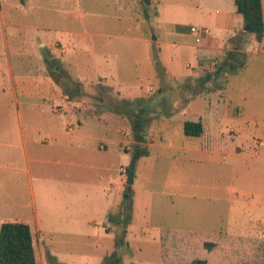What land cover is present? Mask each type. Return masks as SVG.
Instances as JSON below:
<instances>
[{"label": "rangeland", "instance_id": "rangeland-1", "mask_svg": "<svg viewBox=\"0 0 264 264\" xmlns=\"http://www.w3.org/2000/svg\"><path fill=\"white\" fill-rule=\"evenodd\" d=\"M188 1L158 0L149 10L143 8V0L140 3L137 0H0V10L8 23L3 27L0 13V62H7V39L14 73L30 75L29 80L16 81L17 88L24 89L21 95L31 96L29 101L44 108L55 99L49 91L46 93V86L37 84L36 68L43 65L52 72L57 65L52 56L57 51L64 52L70 63L69 66L61 63L60 72L64 70L65 73L69 71L70 76L76 75L77 84H85L88 89L91 87L98 92V77H107L106 87L117 83L119 78L123 96L139 95L141 87L145 89L147 83L144 79L141 82L143 86L139 88L140 80L136 76L144 77L139 69L141 73L145 71L143 64L147 54L144 42L138 38L150 37L157 30L161 36L175 39L167 31L176 21H184L187 25L203 23L212 33V18L218 15L214 10L221 13L231 5L227 0H202L211 11L203 15L202 22H198L192 6H185L190 4ZM156 25L164 28L158 29ZM244 27L243 21L238 27L241 37L236 39L237 50L227 54V57L232 56V60L225 68L231 73L236 72L231 63L242 59L240 53L247 55L244 49L254 42L249 28ZM215 33L220 35L218 31ZM45 41L46 46H42ZM39 55H43V59H39ZM181 56L183 64L193 65L192 56ZM248 59L246 69L229 76L224 92L225 103L221 98L222 72L213 79L211 75V80L205 84L206 93L219 90L218 98L213 95V100L219 103L218 111L214 107L208 110L207 101L196 99L186 113V118L194 121L201 117L205 125L204 140L211 144L210 147L202 146L198 137L180 135L176 123L165 134H160L162 127L170 123L164 119L165 113L154 109L143 113V118L149 119L144 131L146 136L157 139L161 135L171 138L174 143L181 144L186 140L191 143L187 146L195 147L194 142L202 147L197 153L189 150L185 154L164 149L167 162L162 164L155 183L148 186L151 199L148 198V204L144 205L143 195H139L140 202L124 218V222L132 223L130 233L123 231V234L113 235L118 240L120 264H167L160 255L159 237L163 230L192 231L227 244L233 242L230 240L246 243L252 239L256 244L253 254L264 262V57L251 54ZM117 69L118 75L112 78L110 75ZM6 72V68L0 69V223L3 219L12 221L10 219L16 217L21 209L19 205L23 206L22 211L31 214L28 178L21 169L25 167V147L29 152L36 148L32 144H23L21 127H35L33 130L47 126L59 128L74 120V114H39L37 109H26L24 104L27 100L18 92L16 103L9 79L3 81ZM205 74L203 72L201 76ZM65 84L67 82L60 81V85ZM101 98L94 95L89 99L94 112L109 110L100 103ZM201 109L204 111L200 112ZM132 116L133 113L122 110V126L120 122L111 128L122 127L120 145L130 156L133 151L129 122ZM227 117L234 119L228 120ZM19 119L23 125L19 124ZM24 129L26 137L32 134V131ZM49 149L42 147L41 150L53 155V150ZM128 166L127 162L122 167L124 181ZM36 167L45 170L56 168L52 164L33 168ZM124 188L127 194L131 185ZM114 227L118 230V226ZM31 231L34 240L40 237V241L35 240L40 264H56L57 261L46 253L43 255V245L58 253V264H100L99 256L110 259L113 255L114 250L109 247L114 245L113 238L98 239L94 234L79 238L50 234L46 229L35 233L33 225Z\"/></svg>", "mask_w": 264, "mask_h": 264}, {"label": "crops", "instance_id": "crops-1", "mask_svg": "<svg viewBox=\"0 0 264 264\" xmlns=\"http://www.w3.org/2000/svg\"><path fill=\"white\" fill-rule=\"evenodd\" d=\"M227 1L231 4L230 7L221 13L217 12V9L214 10L218 15L212 18V33L208 26L202 25L203 23L187 25L184 21L182 23L176 21L167 31V34L174 36L175 39L163 37L157 30L150 37L138 38L144 42L143 48L147 54L143 64L145 70L142 72L143 74L139 69L140 74L144 77L138 74L136 76L140 80L139 88L143 86L141 82L144 79L147 83L145 89L141 87L139 95L126 94L123 96L119 78L116 80L117 83L106 87L107 77H98V92L93 91L91 87L88 89L85 84H77L76 75L71 74L70 76L69 71L65 73L64 70L63 73L60 72L62 70L61 63L67 66L70 63L64 52L57 51V54L53 53L52 56V60L57 63L52 69L53 71L48 72L41 65L36 68L35 73L37 84L46 86V93L49 91L55 100L47 108L33 104L28 100L31 96L21 95L25 92L24 89L17 88L16 81L29 80L30 75L14 73L7 51L6 39L5 46L8 57L6 63L0 62V69L6 68L7 72L4 74L3 81L9 79L15 102L17 103L18 92L27 100V104H24L26 109L32 111L37 109L36 112L39 114H74L73 122L59 128L47 126L44 129L33 130L35 127H21L20 137L23 144H32L36 148L35 151L29 152V148L25 147V167L21 169L28 178L31 214H26L21 210L23 206L19 205L20 211L16 217H12L13 219L10 220L26 222L31 230L33 225L35 233L46 229L50 234L74 235L79 238L91 237L94 234L98 239L110 240L113 238L114 241L113 235L123 234V231L126 234L130 233L132 223L124 222L125 215H129L132 207L140 202L139 195L141 194L143 195V204H148L147 200L151 194L148 186L155 183L158 171L161 170L162 164L167 162L164 149L175 150L177 153L182 151L185 154L189 150L197 153L198 149L202 147L200 145L198 147L194 142L192 143L195 147L187 146L191 143L186 140H182L181 144L174 143L171 138L161 135L157 139L146 136L144 131L148 126L149 119L143 118V113L152 112V109L156 112H164V119L170 123L169 126L165 124V127H162L160 134H165L169 128L174 127L172 124L176 123L180 135L181 133L184 135L182 123L191 120L186 118V113L196 99L207 101L208 110H212L214 107L218 111L219 103L213 100V95H215L214 98H218L219 90H212L211 93L204 92L205 84L211 80L206 78L207 74L211 73L213 79L215 75L222 72L221 78L224 80V84L221 98L225 103L224 92L229 76L239 74L248 67L249 55L255 54L264 57V55L256 53L257 43L254 39L253 44L244 49L248 55L245 67L233 73L226 70L225 65L232 60V56L227 57V54L237 50L236 39L237 36L241 37L238 34V27L243 22L242 17L235 12L234 0ZM137 2L140 3L141 0H137ZM143 2L145 3L143 8L147 7L151 10L158 0H143ZM191 2L192 0L188 1L190 4L185 6L191 5L198 15L196 20L202 22L203 15L210 14V7L202 0ZM0 13L3 27L8 26L1 10ZM138 24L139 19H137ZM191 26L196 28L194 32L191 31ZM156 27L164 28L162 26L160 28V25H156ZM215 30L220 32V35L215 33ZM250 35L254 38L252 33ZM46 43L47 41L42 42L41 45L46 46ZM184 54L187 57L192 56L194 59L192 66L182 63L183 56L181 55ZM39 59H43V55H39ZM225 61H227L226 64H224ZM220 65H222L221 70L216 72ZM137 68L138 66L136 70ZM203 72L207 74L202 77L201 73ZM116 75H118V69L110 76L114 78ZM60 81L67 82V84L60 85ZM210 94L212 95L209 96ZM94 95L102 96L100 103H104V107L109 110L105 112L91 110L89 99ZM163 98L167 100L163 102ZM122 110L134 114L129 121L132 146H138L148 151L147 154L138 157L135 161L133 182L127 194L124 187L129 184L123 180L121 169L127 162L130 164L134 154L132 152L130 156L120 145L122 127L111 130L114 125H119L120 122L122 126ZM203 111L204 109L200 110V112ZM119 112L121 113L119 114ZM226 119L234 118L227 117ZM198 120L205 127L201 117ZM19 124L23 125L20 119ZM24 128L32 131V134L26 137ZM129 134L128 132L127 135ZM146 138L148 147H146ZM42 147L53 150V155L43 152ZM125 160H127L126 163H123ZM45 164H52L56 168L49 170L33 168L39 165L45 166ZM3 221L6 219L1 220V223ZM50 224L55 227H49ZM114 225L118 226V230ZM35 240L40 241V237L37 236ZM109 247L112 248L111 251L114 250L113 258L119 250L115 244L109 245ZM42 249L44 256L46 253V256L50 255L57 261L59 260L56 251L50 250L46 245H43ZM98 259L100 264H104L107 258L101 255ZM57 261H55L56 264H58Z\"/></svg>", "mask_w": 264, "mask_h": 264}, {"label": "trees", "instance_id": "trees-1", "mask_svg": "<svg viewBox=\"0 0 264 264\" xmlns=\"http://www.w3.org/2000/svg\"><path fill=\"white\" fill-rule=\"evenodd\" d=\"M22 2L24 0H21ZM235 12L244 23L249 25L257 43L256 53L264 55V0H234ZM242 59L231 65L234 71L245 67L248 55L240 53ZM211 73L207 74L209 79ZM183 134L187 137H198L201 145L211 146L204 140L205 129L201 121L186 120L182 123ZM206 148V147H204ZM133 159L148 153L144 148L133 146ZM128 170V169H127ZM223 243L217 239L183 230H163L159 237L160 255L167 264H264L253 254L255 241ZM264 242V238H263ZM118 248V240L114 239ZM119 252L113 258L106 259L104 264H120ZM0 264H39L35 249V240L28 223L22 221H3L0 224Z\"/></svg>", "mask_w": 264, "mask_h": 264}, {"label": "water", "instance_id": "water-1", "mask_svg": "<svg viewBox=\"0 0 264 264\" xmlns=\"http://www.w3.org/2000/svg\"><path fill=\"white\" fill-rule=\"evenodd\" d=\"M249 25H246V27H244V29H248ZM227 61L224 62V64H226ZM222 68V65H220L216 72H219ZM134 156V155H133ZM134 164H135V159H132V161L130 162L129 166H128V173H127V178H126V183L131 185L133 182V175H134Z\"/></svg>", "mask_w": 264, "mask_h": 264}, {"label": "built area", "instance_id": "built-area-1", "mask_svg": "<svg viewBox=\"0 0 264 264\" xmlns=\"http://www.w3.org/2000/svg\"><path fill=\"white\" fill-rule=\"evenodd\" d=\"M196 30V28L194 27V26H191V31H195ZM121 171H124L123 169H121Z\"/></svg>", "mask_w": 264, "mask_h": 264}]
</instances>
